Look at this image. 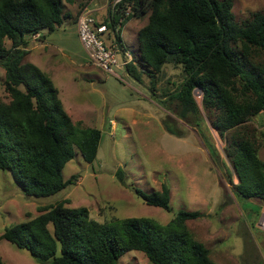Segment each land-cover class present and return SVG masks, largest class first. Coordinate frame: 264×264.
<instances>
[{
	"label": "trees",
	"instance_id": "obj_1",
	"mask_svg": "<svg viewBox=\"0 0 264 264\" xmlns=\"http://www.w3.org/2000/svg\"><path fill=\"white\" fill-rule=\"evenodd\" d=\"M232 5V0H122L103 23L114 29L130 17L147 16L137 32V49L130 51L133 58L152 74L172 64L184 75L160 102H172L182 118H197L193 93L198 90L232 165L236 183L227 177L233 194L264 201L262 139L248 125L264 112V7L239 22ZM127 6L129 15L124 14ZM67 17L63 0H0V66L9 96L8 102L0 98V171H10L30 197L53 195L73 184L75 175L66 180L62 175L66 162L77 150L91 163L101 138L98 128L73 121L49 76L23 60L30 36L53 32ZM114 37L111 46L122 45L117 31ZM132 61L125 70L139 80ZM116 176L125 185L120 168ZM135 192L147 205L171 210L166 183L161 190ZM68 203L62 199L39 207L37 215L6 227L0 238L26 250L38 264H118L130 250L141 251L151 264H216L186 225L202 215L199 211L180 209L166 224L146 217L101 222L86 207Z\"/></svg>",
	"mask_w": 264,
	"mask_h": 264
},
{
	"label": "rangeland",
	"instance_id": "obj_2",
	"mask_svg": "<svg viewBox=\"0 0 264 264\" xmlns=\"http://www.w3.org/2000/svg\"><path fill=\"white\" fill-rule=\"evenodd\" d=\"M73 1L63 0L64 12L75 14L73 19L77 20L81 9L91 0ZM232 2V12L239 22L264 7V0ZM146 19L147 16L140 20L130 18L117 25L128 51H136V29ZM45 35L52 46L46 52L31 50L24 62L30 61L29 54H51L53 57L43 72L58 89V97L73 121L98 128L101 138L91 163L85 162L75 150L74 157L62 170L65 180L75 175L74 183L53 195L27 196L12 173L1 170L0 235L6 227L37 215L39 207L62 199H68L70 207H86L90 217L101 222L113 217H146L166 224L180 209L196 210L202 215L187 220L186 225L208 248L213 262L264 264V240L257 226L262 213L261 200L233 194L227 176L234 183L237 180L223 151L224 142L201 106L200 92L193 93L199 107L197 118H182L174 111L172 102H160L165 93L174 91L182 82L181 68L166 64L161 72L152 74L134 57L132 64L139 80L121 67H114L117 74L114 75L89 62L77 38V26L75 29L72 22H64ZM106 36L110 41L114 38L113 31L109 30ZM40 43L46 45L45 41ZM5 46L8 48L10 42L6 40ZM4 72L0 66V98L8 102ZM165 124L178 134L170 133ZM248 125L262 139L259 155L264 160V112L252 116ZM119 168L124 172L125 185L117 180ZM163 183L170 188V211L147 205L135 192V188L145 192L161 190ZM48 227L52 229L50 224ZM0 257L2 264H38L26 250L4 238H0ZM118 264L151 263L141 251L130 250L120 256Z\"/></svg>",
	"mask_w": 264,
	"mask_h": 264
},
{
	"label": "built area",
	"instance_id": "obj_3",
	"mask_svg": "<svg viewBox=\"0 0 264 264\" xmlns=\"http://www.w3.org/2000/svg\"><path fill=\"white\" fill-rule=\"evenodd\" d=\"M121 1L122 0H113L112 6ZM130 13V7L127 6L124 14L129 15ZM120 21H122V19H120ZM119 24L120 23L117 25ZM76 26L78 39L89 62L100 70L117 75L114 72V67L125 68V66L133 60L130 51L121 45L116 44L115 46H111L115 37L112 38L113 40L111 39L112 41L107 40V36L104 37L109 30L113 31L114 36L117 26L112 29L105 23L97 21L96 18L92 16L88 7L81 9L76 20ZM39 35V33H35L32 37L36 39ZM107 41H109L108 43H112L108 44ZM259 226L264 229V212L259 218Z\"/></svg>",
	"mask_w": 264,
	"mask_h": 264
},
{
	"label": "crops",
	"instance_id": "obj_4",
	"mask_svg": "<svg viewBox=\"0 0 264 264\" xmlns=\"http://www.w3.org/2000/svg\"><path fill=\"white\" fill-rule=\"evenodd\" d=\"M75 2V0L73 1ZM112 2L113 0L109 1V0H91L89 1L86 5L87 7L89 8V10L91 11V14L96 18L97 21H101L103 22L106 18L110 17V14H111V10H112ZM75 16V14L72 16V13L70 15H68V17L64 20V22H72L74 25H75V29H76V20L73 19V17ZM132 18L133 20H140L142 17H139V18H136V17H130ZM129 18V19H130ZM145 19V18H144ZM147 21V19H146ZM145 21V23H146ZM63 22V23H64ZM62 23V25H63ZM144 23V24H145ZM143 24V25H144ZM142 24H138L137 26V29H136V37H137V32L138 30L143 26H141ZM61 26V25H60ZM59 26V27H60ZM140 26V27H139ZM57 27V28H59ZM130 31H131V28H130ZM45 32L46 31H43L41 33H39V38L38 40L33 38L32 36H30L27 40V49H28V53L31 52V50H45L44 52H46V50L51 47L52 45L49 44L47 42V38H46V35H45ZM78 38V37H77ZM121 38V36H120ZM113 40V39H112ZM111 40V41H112ZM40 41H45L46 42V45L45 46H42L43 43H40ZM112 43V42H111ZM110 43V44H111ZM121 43H122V47L126 48V45L123 44L122 42V39H121ZM127 49V48H126ZM129 50V49H128ZM27 53V54H28ZM44 54V55H43ZM36 53V54H29V55H32L31 58H30V61L28 62H31L33 64H35L37 67H39L42 71L44 68V66L46 65V63L49 61V58L52 56L51 54H45V53ZM132 55V54H131ZM53 57V56H52ZM133 57V56H132ZM55 58V57H54ZM43 65V66H42ZM90 80V78H89ZM61 100V99H60ZM62 102V101H61ZM64 109L66 110V107L64 105V103H62ZM66 112L68 113V111L66 110ZM69 114V113H68ZM70 115V114H69ZM70 117L72 118V116L70 115ZM78 121V120H77ZM260 156V155H259ZM261 158V157H260ZM262 159V158H261ZM261 203V211L262 213L264 212V201H260ZM261 213V214H262ZM261 214L259 215V218L261 216ZM259 218L257 220V226L260 230V238H262L264 240V229H262L260 226H259ZM264 251V250H263ZM264 254V253H262Z\"/></svg>",
	"mask_w": 264,
	"mask_h": 264
},
{
	"label": "clouds",
	"instance_id": "obj_5",
	"mask_svg": "<svg viewBox=\"0 0 264 264\" xmlns=\"http://www.w3.org/2000/svg\"><path fill=\"white\" fill-rule=\"evenodd\" d=\"M117 31V30H116ZM122 46V45H121Z\"/></svg>",
	"mask_w": 264,
	"mask_h": 264
}]
</instances>
